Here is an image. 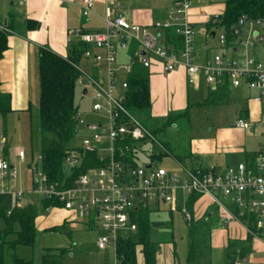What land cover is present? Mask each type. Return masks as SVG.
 Returning a JSON list of instances; mask_svg holds the SVG:
<instances>
[{
    "label": "built area",
    "instance_id": "2783aa9c",
    "mask_svg": "<svg viewBox=\"0 0 264 264\" xmlns=\"http://www.w3.org/2000/svg\"><path fill=\"white\" fill-rule=\"evenodd\" d=\"M171 1L167 18L153 24L156 32L130 23L118 15L111 8L116 0H106L105 31L69 30V43L77 41L88 45L82 60L91 62L98 71L95 75L80 63L77 66L80 72L77 83L86 91L93 92L92 111L105 112L108 121L88 122L78 110V131L86 130L91 136L67 151L64 164L72 171L80 169L86 162L91 163L85 156L92 154L98 166L89 167L78 174L72 185L66 188L49 183L42 171L35 167L32 171L33 187L29 192H0L11 195L13 199L7 216L14 208L23 206L26 194L57 200L62 208L70 212L71 223L101 228L97 246L100 250L114 248L113 264H121L117 254L119 241L125 239V235L128 238L129 233L138 232L133 211L141 205L162 203L175 210L179 191L209 198L218 212L220 225L228 226L231 221H240L247 216L253 220L255 229L248 228V234L264 236V60L254 54L256 44L264 42V34L260 32L264 29V21L244 17L242 25L231 29V40L227 30L217 34V53L210 57L200 54L196 46L197 32L190 18L192 0ZM94 6L95 0H83V17H89ZM246 26L244 32L242 29ZM165 30H173L179 35L182 46L166 43ZM130 47H134V50L129 62L118 63V50H128ZM233 53L239 54V57L231 56ZM136 64L147 69L160 65L164 74L184 68L192 84L197 77L204 76L213 89L246 86L256 91L253 100L262 106L258 128H253L254 125L244 117L235 123L237 128L249 133L258 129L263 137L260 151L253 162L196 170L180 165L178 172H169L160 165L161 160L151 158L148 164L141 165L140 154L144 155V152L140 146L148 144L166 154L167 151L161 140L125 105L129 88L126 76L132 74ZM18 158H26L23 149L19 150ZM16 175L17 171L10 161L0 158V177L14 178ZM52 208L49 207L47 211ZM183 214L187 220L191 219L187 208H183ZM234 264L255 263L251 257L236 255Z\"/></svg>",
    "mask_w": 264,
    "mask_h": 264
},
{
    "label": "crops",
    "instance_id": "0c3cea01",
    "mask_svg": "<svg viewBox=\"0 0 264 264\" xmlns=\"http://www.w3.org/2000/svg\"><path fill=\"white\" fill-rule=\"evenodd\" d=\"M82 4L83 0H26L24 2L0 0V33L5 32L7 34V49L0 61V90L9 93L12 97L13 112L9 115L22 114L24 134L28 139H31V130L29 131L28 127L31 117L30 112L33 106L39 107L40 101V50L49 48L60 56L67 57L69 48L68 32L70 29L81 28L88 31H105V15L108 6L106 0H95L94 10L87 18L82 15ZM171 5V0H116V4L112 5L111 8L128 22L145 26L156 32L153 27L154 22L165 20ZM221 7L222 10L220 11L216 7L199 10L191 6L190 18L197 32L196 46L202 55L211 57L210 50L211 46L214 45L211 40L217 35V32H212L211 29L213 26H218L217 21L219 20H216V17L222 16L224 4ZM199 25L203 27L201 30L197 28ZM242 30L246 31V29ZM262 30L260 32L264 34ZM263 43L256 44L254 54L264 60L263 50L259 51L257 49L258 45ZM133 48L118 50V63L129 62ZM94 50L100 51L96 48ZM81 65H84L95 75L98 72L89 61L82 60ZM148 73L151 95V122L157 128V126L164 125L170 118L178 115L179 119H173V123L166 127L162 132V136L168 134L171 145L177 147L180 143L182 144L183 140L185 146L190 148L193 155V161H190L189 164L197 169L200 166L204 168H225L239 162H253L260 151L263 137L258 129L254 133H249L237 128L235 123L240 117H244L254 125L253 128H258L257 122L261 117L262 106L253 100L256 91L250 90L246 86L240 88L223 86L220 88L225 87L224 96L216 99V92L220 88L213 89L207 84L204 76L197 77L192 84L184 68L170 74H164L161 71V66L155 65L148 69ZM126 78L128 80L129 76H126ZM88 91L84 90V94H87ZM232 95L241 98V101L234 108L233 118H229L228 113L230 114V112L225 107L229 105ZM6 125L3 123L4 128H6ZM247 137L257 138L255 148H246L245 140ZM5 142H8V140L2 138V143ZM166 161L167 163H165ZM165 164L167 166H164ZM160 165L167 168L169 172L180 171V164L173 157H163ZM29 167L31 166L29 165ZM32 178L33 174L30 172L31 184L33 185ZM30 190L29 188L26 192ZM3 191L5 190L2 189L0 192ZM179 194H181V197H179ZM30 195L32 194H28L26 197L30 198ZM190 196L179 191L175 204L176 209L177 206L181 210L187 208L186 203ZM178 203H182L181 206ZM27 204L33 203L31 201L25 203L23 200V206ZM153 205L155 204L148 205L149 209L152 210V218L160 214L161 204L155 205V208H152ZM214 208L209 198L199 196L194 205L193 214L190 213L191 218L200 219L206 214L212 213ZM171 209L174 210L173 207ZM52 211L53 214L40 215L37 218L36 225L39 230H50L51 228L63 225L67 227L69 225L70 212L68 210L62 207H53ZM40 220L42 221L41 224H39ZM250 221L251 219L246 216L240 221L234 220L228 226H222L217 218L216 226L212 231L211 246L198 253L196 264H209L208 261L201 260L200 256H203L201 253L214 251L219 246L224 245L227 247L228 258L233 251L239 252V248L242 246H237L234 243L240 242L242 244L248 238ZM75 225L83 229L92 228L80 223ZM223 227H227V229L223 230ZM164 235H166V238H164ZM171 238L173 240L172 229L166 231L159 228L152 233V242L160 243L161 246V250L157 255V264H189V253L185 260L179 259L176 245ZM245 243L250 245L251 252L258 250L264 253V236H253L250 243L247 241ZM231 244L235 245L233 249L230 248ZM102 251H105L104 255H107L105 254L107 252L115 255L112 247ZM136 252L137 264H145L142 247L137 246Z\"/></svg>",
    "mask_w": 264,
    "mask_h": 264
},
{
    "label": "trees",
    "instance_id": "16d2710c",
    "mask_svg": "<svg viewBox=\"0 0 264 264\" xmlns=\"http://www.w3.org/2000/svg\"><path fill=\"white\" fill-rule=\"evenodd\" d=\"M223 4L222 19L217 23L221 22L226 28L229 40L232 39L231 29L242 25L241 22L244 17L250 20L264 21V0H224ZM164 37L166 43L175 44L177 47L182 46L181 37L173 30H165ZM6 49L7 34L2 32L0 33V61ZM87 49L88 45L85 43L74 41L69 43L67 57H62L49 48L40 50V101L37 111V129L40 143L41 171L49 183L55 184L59 188L71 186L72 181L78 174L83 173L89 167L98 166L95 155L92 154L85 156L86 160H90L91 163L86 162L80 169L69 170L70 175H66V165L64 164L67 151L75 147L71 142L79 132L76 119L78 108L75 105L74 97L80 76L77 66L81 63ZM128 81L129 88L125 105L146 128L152 131L151 127L156 128V126L151 122L150 115L151 95L148 69L141 64L134 65ZM225 92V87L217 90L216 99L223 97ZM12 112L11 95L0 90V155L1 152H4L5 155L9 154V146L1 150V143L3 136L6 135L3 123ZM177 116L170 118L161 128L152 131L154 135L160 137L159 139L167 154L148 144L140 146V149L148 159L160 161L163 157L169 156L173 157L180 165L196 170L194 166L189 164L190 161H193V155L190 148L185 146L183 140L182 144L180 143L177 147L162 139V132L173 123V119H179ZM142 155L140 154V157ZM199 169H204V167L200 166ZM198 198L199 195L192 194L186 203L187 210L191 214H193V208ZM12 201L11 195L0 194V218L6 223V229H0V264H4L3 255L6 246L12 250L17 245L34 246L38 234L36 220L40 216L41 210L47 211L49 207H62V204L57 200L42 199L40 205L27 204L23 207H16L7 216V210L11 208ZM151 213L152 210L148 206L142 205L139 206L138 210L133 211V221L138 224V240L134 242L129 236L119 241L117 254L121 264H137V246L142 247L145 264H157V255L161 250V246L160 243L152 242L151 235L159 228L166 231L171 230L172 223L171 221L154 219L151 217ZM217 213L214 208L212 213H208L200 219L191 218L187 221L191 236L188 254L189 264H196L198 253L211 246L212 231L218 218ZM16 227L18 228L16 231L17 240L12 243L7 242V236L14 233ZM248 228L255 230L252 219ZM50 230L66 232L68 228L63 225ZM252 237L251 234L248 235V243L251 242ZM234 247V244L230 245L231 249ZM246 248L247 251L243 256H247L251 252L250 245ZM66 253L67 249H46L41 258V264H62V258ZM234 257L233 253L229 255L231 261L228 264H234ZM15 264H33V262L15 257Z\"/></svg>",
    "mask_w": 264,
    "mask_h": 264
},
{
    "label": "rangeland",
    "instance_id": "374dc122",
    "mask_svg": "<svg viewBox=\"0 0 264 264\" xmlns=\"http://www.w3.org/2000/svg\"><path fill=\"white\" fill-rule=\"evenodd\" d=\"M224 3V0H193L192 7L197 8L199 10L204 9H210V8H217L220 11L222 10V7ZM218 26H213L211 31L223 33L226 28L222 25L221 22H218ZM200 30L203 28L201 25H199ZM244 30L247 29V26L243 28ZM264 32V29L262 30ZM214 42L215 45L217 40L215 38H212L211 40ZM214 45L211 46V56L217 53L216 47L213 48ZM257 49L263 50L264 52V43L259 44ZM233 57H239V54H231ZM84 67V65H82ZM85 88L81 84L76 85V92L74 97V102L76 107L80 112L83 113L84 118L88 122H107L108 116L105 112L102 113H94L92 111L93 103H94V95L91 90L88 91L87 94H84ZM241 98L237 96H233L230 98L229 105L226 108L228 112L229 118L232 117V113L234 111V108L237 107L240 104ZM38 107L33 106L31 110V117H30V124L28 125L29 131L31 130V139L26 138L25 132H24V118L21 113L18 115H8L6 118V121L4 122L6 125V135L3 138H6L8 142L1 143V150H3L6 146H9V154L5 155L4 152H1L0 158H4L7 161H10V163L14 166V169L17 171L16 177H7L2 179L0 177V191H23L26 192L33 187L31 184L30 179V172L33 171L35 167L38 168V170L41 171V157H40V143H39V134L37 129V123H38V116H37ZM233 118V117H232ZM235 119V118H234ZM237 120V119H236ZM163 126L159 125L157 128H161ZM157 128H152L153 130H156ZM3 130V128H2ZM91 133L86 130H80L78 134L75 136L71 144L73 146H79L81 145V142L85 137H90ZM160 138V137H158ZM162 139L164 141L169 142L168 134H163ZM246 148L252 149L255 148L257 145V138L254 137H247L246 138ZM170 143V142H169ZM171 144V143H170ZM20 149H23L26 152V158L24 160H20L18 158V152ZM159 152V150H158ZM149 159L145 155H142L141 157V165L148 164ZM167 163V161L165 162ZM31 165L32 168L29 167ZM164 166H167L166 164ZM66 175H70L69 168L65 166ZM28 196V194H26ZM179 197H181V194H179ZM43 198L41 196L37 195H30V198L25 197L24 202L31 201L33 204L40 205ZM181 202V201H180ZM181 204L182 203H178ZM155 208L156 206L153 205L152 208ZM172 210L171 207L167 204H161L160 205V214L154 216L155 219H160L163 221H171L173 224L172 227V234H173V240L174 244L176 245V250L178 253L179 259H184L187 257V254L189 253V247L191 243V236H190V229L186 222V218L183 214V208L182 210L180 208ZM49 211L41 210V216L43 215H50L53 214V211L51 209L50 213ZM172 216H171V215ZM46 217V216H45ZM42 221L40 220L39 224H41ZM68 230L66 232H58V231H52V230H44V229H38V234L35 239L34 246H28V245H17L14 250L9 249L7 246L4 249V255L3 260L4 264H15V257L32 261L33 264H41V258L46 249H67V253L62 258V264H113L115 255L113 253H105L107 255H104V252L100 250L97 246V239L101 233L100 227H92L89 229H83L76 227L75 224L68 222ZM71 225V226H70ZM78 228V229H77ZM0 229L4 230L6 229V223L5 221L0 218ZM227 227H223V230H226ZM18 228L16 227V230L14 233H11L7 236L6 241L9 243L15 242L17 240V233L16 231ZM244 232V231H243ZM129 235L132 237V240L134 242H137L138 240V234L137 233H129ZM166 238V235H164ZM172 240V238H171ZM172 240V241H173ZM249 240L247 238L244 243L236 242L234 243L237 246H242L239 248L238 251H233L234 256L238 255L239 257H243L244 253L247 251L246 241ZM224 243V242H223ZM114 250V248H112ZM115 252V250H114ZM237 253V254H236ZM200 256L201 260L208 261L209 264H227L228 260L231 261L230 258H228L227 255V247L219 246L214 251H207L206 253L202 252ZM253 259L254 263L256 264H264V253L259 252L258 250L252 251L250 254H248L246 257ZM15 256V257H14ZM184 257V258H182ZM255 259V260H254ZM183 260V262H184Z\"/></svg>",
    "mask_w": 264,
    "mask_h": 264
},
{
    "label": "water",
    "instance_id": "95a60500",
    "mask_svg": "<svg viewBox=\"0 0 264 264\" xmlns=\"http://www.w3.org/2000/svg\"><path fill=\"white\" fill-rule=\"evenodd\" d=\"M221 19H222V16H217V17H216V20H221ZM241 24H243V22H241ZM213 35H214V34H213ZM148 167H150V166H148ZM124 237L126 238L127 235H125Z\"/></svg>",
    "mask_w": 264,
    "mask_h": 264
}]
</instances>
